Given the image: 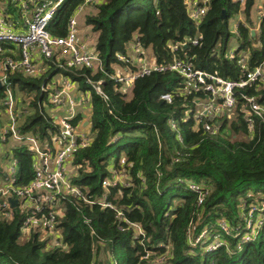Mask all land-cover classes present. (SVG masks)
I'll use <instances>...</instances> for the list:
<instances>
[{"label": "trees", "instance_id": "1", "mask_svg": "<svg viewBox=\"0 0 264 264\" xmlns=\"http://www.w3.org/2000/svg\"><path fill=\"white\" fill-rule=\"evenodd\" d=\"M6 1L5 24L16 19L21 1L30 2ZM192 2L205 6L197 22L189 14ZM81 3L65 0L47 27L50 33L63 36ZM254 3L103 0L84 19L96 33L94 46L102 72L91 76L85 67L58 68L54 57L41 59L42 72L36 75L4 71L17 105L26 109L19 119L20 132L40 139L55 130L43 106L48 93L41 90L50 75L62 71L81 90L87 89L86 77L101 78L108 98L105 101L91 92L92 141L73 152L71 164L76 168L69 181L81 196L59 195L58 207L63 213L49 231L31 224L23 235L27 212L18 204L9 209V217L0 213V264H264V228L240 250L228 236H220L224 243L213 251L191 243L203 226H215L222 219L234 225L243 210L242 202L264 197V124L253 116L250 128L244 116V97L264 106V77L249 83L243 94L236 93L231 115L222 112L201 117L197 116L196 100H205L206 94L188 88L174 72L154 71L137 77L129 99L123 98L108 77L118 63L117 55L125 54V46L134 41L150 48L156 63L174 57L187 59L205 73L240 79L245 68L255 69L264 60V16L257 32L251 34ZM234 18L235 31L230 25ZM171 45H176V50ZM18 55L14 45H3L0 61L18 59ZM4 90L0 89V99ZM164 92L172 95L171 102L160 98ZM4 117L0 105V127ZM82 119L79 113L70 122L77 127ZM204 122L212 127V133L204 129ZM10 161L16 167L15 184H29L34 177L33 154L22 142L7 138L0 142V175ZM111 168L124 172L127 185L102 186V180L111 176ZM187 181L199 184L200 191L189 190ZM99 202L109 203L111 208Z\"/></svg>", "mask_w": 264, "mask_h": 264}, {"label": "built area", "instance_id": "2", "mask_svg": "<svg viewBox=\"0 0 264 264\" xmlns=\"http://www.w3.org/2000/svg\"><path fill=\"white\" fill-rule=\"evenodd\" d=\"M29 1L20 3L21 11L28 10L29 5H32L25 32L12 31L5 24L4 16L0 18V52L2 46L7 44L19 48L18 59L6 57L0 61V81L2 87H5L3 97L0 99L2 114L5 116L4 123L0 127V142L4 143L7 138L22 142L33 154L35 163L34 177L24 186L15 184L17 174L14 162H6L3 165L0 175V213L6 218L9 217V209L12 208L9 199H16L20 209H25L27 212L22 224L23 235L27 234L31 224H40L44 230H51L56 218L63 213V208L58 207L59 195L81 196L80 190L69 181V176L76 168L71 161L75 149L89 144L92 137L90 126L84 123L89 122V118L82 119L77 127L70 120L82 112V107L90 106L92 91L105 101L108 98L102 90L103 79L93 80L91 77H86L87 89L81 90L78 83L59 71L50 75L48 82L41 86V90L48 93V102L43 106L47 115L51 117L55 130L45 139H40L36 134L20 132L19 119L26 109L17 105V100L5 80L6 69L21 70L28 75L41 73L32 58L33 51L37 50L41 59L54 57L58 68H64L66 65L76 68L85 67L90 70L91 76L103 71L101 60L95 50V43L91 47L88 41L80 40L78 36L76 14L86 5L94 4L95 0H82L75 13L69 18L66 33L63 36L51 34L47 27L65 0ZM188 6L190 17L196 22L205 13V6H199L194 2L189 3ZM262 16L264 14L261 13ZM257 28L251 30L256 32ZM192 43L196 44L197 40H192ZM170 47L176 50V45ZM147 50L148 48L131 41L125 46V54L117 55L118 63L112 66L113 72L108 74V77L117 85L123 98L126 99V96L132 95L133 84L137 77L149 75L154 71L174 72L184 79L188 88L193 86L195 90H201L206 94L202 108L197 110L198 117L207 114L218 115L222 112L231 115L237 102L236 93L243 94L244 88L249 83L264 77V60L262 65L255 69L246 70L245 68L240 79L228 80L194 68L187 59L174 57L170 62L156 63L152 52ZM242 61L245 63L246 60L243 58ZM160 98L171 102L172 95L164 92ZM244 98L247 106L244 116L248 127L253 126V116L261 119L264 124V106L252 97ZM50 108L54 111L49 112ZM203 127L212 133V127L208 123L204 122ZM110 170L111 176L102 180L103 187L117 185L119 182L127 185L124 172L112 168ZM186 186L189 190L200 191V185L195 182L187 181ZM198 202H201V199ZM100 204L111 208L109 203ZM242 205L243 210L236 216L234 225L222 219L217 221L215 226H203L191 239V243L204 245V251H213L224 243L220 236L222 238L228 236L235 240L236 250H240L245 243L257 237L264 228V197L252 202H242ZM43 209L45 213H42ZM39 213L42 214L37 217ZM117 214L120 215L119 212ZM135 228L137 233L141 232L136 226ZM212 235L213 237H209ZM54 242L57 243L56 234Z\"/></svg>", "mask_w": 264, "mask_h": 264}, {"label": "crops", "instance_id": "3", "mask_svg": "<svg viewBox=\"0 0 264 264\" xmlns=\"http://www.w3.org/2000/svg\"><path fill=\"white\" fill-rule=\"evenodd\" d=\"M103 0H95L94 4H90V5H86L83 10L81 12H78L76 14L77 16V24H78V29H79V38L80 40L85 38V34H87L85 31H84V28H86L88 30L89 33H92V35L94 36V38L96 39V33H94L89 26L85 25V22H84V19H85V16L87 14H90V13H94L95 12V5L98 3V2H102ZM7 1L6 0H0V18L3 16L2 14H5L6 13V6H7ZM32 6V5H31ZM254 7V5H253ZM253 7L251 9V13H252V10H253ZM32 8V7H31ZM30 7H28V11L27 12H23L20 11V13H18V15L16 16V19L13 20V19H9L7 22L8 24H6L12 31H15V32H25L26 30V21L27 19L29 18V15H30V10H31ZM261 13L262 12H259V22L257 25V27L259 26V23H260V20H261ZM253 15V13H252ZM252 21H253V24L255 25V20L253 17H251ZM236 25V23H234V21L232 22V29H234V26ZM256 33V32H255ZM254 33V34H255ZM84 40V39H83ZM16 49H19L17 46H14ZM147 51H151L150 48H148ZM6 53H10L9 50H6ZM32 58L33 60L36 62V65L37 67H39L40 71L39 72H42V66H41V56L37 53V50H34L33 51V55H32ZM205 100H196V103H197V109H201L203 104H204ZM83 110L82 112H80L82 114V117L83 119H88L90 114H91V111H90V106H85V107H82ZM49 112H52L54 111L53 108H50L48 109ZM78 111V110H77ZM209 116H211L210 114H207ZM5 119V117H4Z\"/></svg>", "mask_w": 264, "mask_h": 264}, {"label": "rangeland", "instance_id": "4", "mask_svg": "<svg viewBox=\"0 0 264 264\" xmlns=\"http://www.w3.org/2000/svg\"><path fill=\"white\" fill-rule=\"evenodd\" d=\"M261 6H262V0H255L254 7H253V10H252L253 15L251 13V17H253L254 20H255V25L253 24L252 28H255V27L257 28V25L256 24H258V22H259V15H260L259 12H263L264 13V8H263V6L262 7ZM263 13H262V15H263ZM232 21H234V23H236L237 22V19L234 18ZM232 21L230 22V25L231 26H232ZM84 31L87 34H85L86 37L83 38V39L86 40V41H88L91 44V47H93V44L95 43L94 36L92 35V33H89L86 28H84ZM256 32H257V30H256ZM130 97H131V95L126 96V99H129ZM125 182H127V181L125 180ZM252 188L253 187H250L249 189H252ZM248 191H251V190H248Z\"/></svg>", "mask_w": 264, "mask_h": 264}, {"label": "water", "instance_id": "5", "mask_svg": "<svg viewBox=\"0 0 264 264\" xmlns=\"http://www.w3.org/2000/svg\"><path fill=\"white\" fill-rule=\"evenodd\" d=\"M223 15V14H222ZM222 15H221V17H222ZM254 33H255V31L254 30H251V34L252 35H254ZM2 88V83H1V81H0V89ZM244 93V92H243ZM86 125H89V122L88 121H85L84 122ZM84 124V125H85ZM17 200L16 199H9V202H10V204H11V206H15L16 205V202Z\"/></svg>", "mask_w": 264, "mask_h": 264}]
</instances>
